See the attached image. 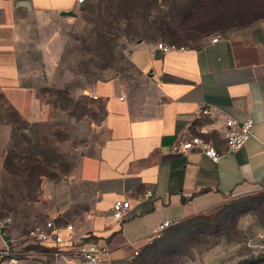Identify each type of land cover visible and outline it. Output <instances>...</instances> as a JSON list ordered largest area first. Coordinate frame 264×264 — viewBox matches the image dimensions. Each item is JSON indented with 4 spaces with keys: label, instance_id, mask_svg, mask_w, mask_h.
<instances>
[{
    "label": "crops",
    "instance_id": "crops-1",
    "mask_svg": "<svg viewBox=\"0 0 264 264\" xmlns=\"http://www.w3.org/2000/svg\"><path fill=\"white\" fill-rule=\"evenodd\" d=\"M77 5V0H0V94L27 120L35 119L36 98L21 83L19 15H61ZM192 40L164 39L176 46L168 52L156 48L159 41L134 43L136 79L130 87L116 80L94 85L103 100L106 136L77 164L92 201L83 227L73 224L76 242L98 241L107 244L110 256H129L166 220L174 224L264 191V19L217 25ZM200 107L210 109V116H201ZM226 117L253 119L251 137L240 149L216 162L200 151L172 150L202 122L221 149ZM116 198L130 202L121 221L111 215ZM49 213L59 218L61 210Z\"/></svg>",
    "mask_w": 264,
    "mask_h": 264
},
{
    "label": "rangeland",
    "instance_id": "rangeland-1",
    "mask_svg": "<svg viewBox=\"0 0 264 264\" xmlns=\"http://www.w3.org/2000/svg\"><path fill=\"white\" fill-rule=\"evenodd\" d=\"M152 1L156 2L152 15L181 14L183 0ZM236 2L239 12L224 23L264 19V0ZM116 3L85 0L71 10L72 15H19L16 58L22 85L34 90L36 116L34 120L18 118L0 95V213L12 217L8 235L13 246L22 241L26 228L54 215L49 209L61 210L63 223L78 228L85 224L92 197L89 187L78 179L77 164L83 154L95 152L106 136L103 100L91 96L96 95L94 85L116 80L130 87L136 79L130 60L134 43L191 38L196 43L210 29L194 26L191 21L196 15H192L189 21L164 18L162 31L145 32L140 18L132 17L114 22L112 34H107L109 44L98 48L103 34L100 25ZM11 152L22 157L15 163L34 164L42 170L40 185L27 187L22 176L4 170V156ZM134 256L114 254L104 264H140V257L149 259L148 264H264V191L234 198L166 229L141 244ZM46 263L52 261L39 255L23 264Z\"/></svg>",
    "mask_w": 264,
    "mask_h": 264
},
{
    "label": "built area",
    "instance_id": "built-area-1",
    "mask_svg": "<svg viewBox=\"0 0 264 264\" xmlns=\"http://www.w3.org/2000/svg\"><path fill=\"white\" fill-rule=\"evenodd\" d=\"M85 0H77L79 4ZM214 37L212 41H217ZM156 48L168 52L176 48L174 44L158 42ZM97 99V95H91ZM123 98V97H120ZM199 114L210 116L208 108L200 107ZM253 128V119L248 117L238 122L232 117H226L220 138L223 147L216 146L215 139L211 137L208 123L202 122L196 126L194 133L172 145V150L179 153L200 151L213 161H218L225 154L243 147L250 139ZM130 209V202L126 199L116 198L111 206V215L118 221L123 220ZM10 218L0 217V264H23L25 261L43 256L51 264H104L110 257L109 247L98 241L76 242L74 238V225L72 223H57L54 218H46L42 222L35 223L23 234L22 241L13 246V241L8 235ZM172 225L169 220L159 225L152 237H158ZM21 244V245H20ZM138 249L133 251V255Z\"/></svg>",
    "mask_w": 264,
    "mask_h": 264
},
{
    "label": "trees",
    "instance_id": "trees-1",
    "mask_svg": "<svg viewBox=\"0 0 264 264\" xmlns=\"http://www.w3.org/2000/svg\"><path fill=\"white\" fill-rule=\"evenodd\" d=\"M116 1H117L115 5L116 7L115 6H113L112 8L109 7L108 12L106 16L103 18L102 23L100 25L103 34H101L102 37L99 40V43H102V45H98V48H104L106 47L107 44H109L107 40V34L108 35L112 34V31L114 29L113 26L114 22L119 23V21L121 20L128 21L132 19V17L140 18L141 23H143L142 26L143 31L149 32L154 29H158L162 31L164 18H166V20L169 21L174 20L176 18H180L181 20L185 19V21L186 20L189 21L191 20L189 19L190 16L192 17V15H196V17H194V19L191 21V23H193L194 26L198 27L199 25H207L209 28H213L217 25L225 24L224 22L227 20L229 15L239 12V10L237 9L238 4H236L238 2H236V0L235 1L234 0H183V2L181 3L182 8L180 10L181 12L180 15L175 16L174 14H171V11H169L167 17L163 18V14L152 15V12L156 5L155 1L152 0L151 1L150 0L149 1L148 0H116ZM165 21L164 23L167 24V22ZM133 29L135 32H138L137 28L134 27ZM12 110L14 112V115H17L18 118L24 120V118L20 116L15 109L12 108ZM30 155L32 156L34 155V153H30ZM20 156L21 155L16 156L14 152L9 153V155L8 153H6L3 161L4 170L7 173L13 174L15 176L18 175L22 176L24 178V184L27 187H31L33 184L40 185L41 183L40 176L43 175L42 170L39 169V167L35 166L34 164L15 163L16 158L22 159V157ZM19 171L21 173H19ZM1 205L2 208L4 209L5 206L4 201L3 203H1ZM5 210H8V208H6ZM210 211L204 212L203 214L198 213L190 217H187L177 223L172 224V226L168 228L176 226L180 223H184L185 221H188L191 218L198 217V215L203 216L204 214H207ZM0 217L10 218V222L8 224V230L12 229V225H13L12 217L3 213H0ZM54 220L57 223L61 222L59 218H54ZM28 228H26L24 233L28 230ZM129 258L135 259L136 256H134L132 252V254L129 255ZM139 260L141 261L140 264L149 263V259L143 257H140Z\"/></svg>",
    "mask_w": 264,
    "mask_h": 264
},
{
    "label": "water",
    "instance_id": "water-1",
    "mask_svg": "<svg viewBox=\"0 0 264 264\" xmlns=\"http://www.w3.org/2000/svg\"><path fill=\"white\" fill-rule=\"evenodd\" d=\"M72 14H73L72 11H66L61 13V15H72Z\"/></svg>",
    "mask_w": 264,
    "mask_h": 264
}]
</instances>
